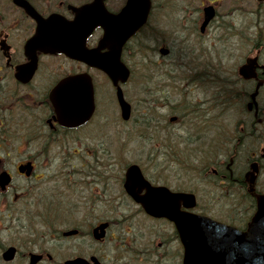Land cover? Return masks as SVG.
Segmentation results:
<instances>
[{
  "label": "flooded vegetation",
  "instance_id": "af4514ba",
  "mask_svg": "<svg viewBox=\"0 0 264 264\" xmlns=\"http://www.w3.org/2000/svg\"><path fill=\"white\" fill-rule=\"evenodd\" d=\"M119 61L128 120L104 71ZM217 88L241 120L223 145ZM263 126L264 0H0V264H184L181 234L143 212L126 170L242 229L236 205L264 194Z\"/></svg>",
  "mask_w": 264,
  "mask_h": 264
},
{
  "label": "water",
  "instance_id": "95a60500",
  "mask_svg": "<svg viewBox=\"0 0 264 264\" xmlns=\"http://www.w3.org/2000/svg\"><path fill=\"white\" fill-rule=\"evenodd\" d=\"M110 78L115 82L117 79L124 81L127 78V70L121 68L119 70L108 71ZM120 105L122 107L123 115L126 118L129 113V106L123 100L122 94H119ZM128 180V178H127ZM126 183L127 191L131 193L128 188V182ZM133 195V194H132ZM136 200L140 201L145 207L146 211H151V207H147L143 198H139L133 195ZM187 196H184L186 198ZM233 243L237 248L236 250V262L237 264H264V196H262L258 201L257 211L255 212L252 220L249 224V228L246 232L242 234L232 232ZM190 262V263H187ZM193 264L191 257L186 258V264ZM69 264H83L82 261L76 260L70 262Z\"/></svg>",
  "mask_w": 264,
  "mask_h": 264
},
{
  "label": "rangeland",
  "instance_id": "374dc122",
  "mask_svg": "<svg viewBox=\"0 0 264 264\" xmlns=\"http://www.w3.org/2000/svg\"><path fill=\"white\" fill-rule=\"evenodd\" d=\"M247 16H250V12L247 13ZM251 21V20H250ZM253 23V22H252ZM251 23V24H252ZM251 24H247L249 26H251ZM239 52H235V54L232 56L231 58V61L230 62H225V64L227 65V67H233V64H234V59L238 56ZM221 68H222V65H221ZM226 71V70H225ZM224 78H221V80H223ZM233 87H236V86H233ZM238 88V87H237ZM238 90H235V91H232V94H235L237 93ZM225 93V91H223L222 93L220 94H217L216 95V110L218 111L217 114H216V122H217V125L222 127L223 129H229L227 128L225 125H224V122L226 121L230 127L233 128V125L238 121V114L234 111V107L236 106L235 103H237L236 100H232L231 104H230V110L226 109L225 108V105H229L225 100V98L223 97V94ZM238 109H239V106H238ZM240 111V110H239ZM130 125V124H129ZM138 127V125H137ZM125 128H127L126 126H123L121 125V131H124ZM135 130V128H132V131ZM234 130V129H232ZM216 131V135H215V138H216V143H220V142H224V138H225V134L224 133H220L219 131L221 130H215ZM258 131H263V136L262 138H264V126L259 128ZM222 149L219 148V147H216V150H215V153L216 155H218L219 153H221ZM190 181L187 179L185 184H188ZM263 185H264V176H263ZM185 187H187L185 185ZM200 189L202 188H206V185L204 183H201L200 186H199ZM205 194V190H202L201 192V203L202 204H206L208 202V199L203 197ZM245 203H243L242 205L244 206ZM212 206V205H211ZM90 218V217H88ZM144 220L143 219H139V222L142 223ZM146 223V222H145ZM153 227L156 228L157 227V224H154L152 223Z\"/></svg>",
  "mask_w": 264,
  "mask_h": 264
},
{
  "label": "bare ground",
  "instance_id": "6f19581e",
  "mask_svg": "<svg viewBox=\"0 0 264 264\" xmlns=\"http://www.w3.org/2000/svg\"><path fill=\"white\" fill-rule=\"evenodd\" d=\"M237 14V12L235 11V12H233L232 13V18H234V16ZM239 47V46H238ZM235 49H237V47L235 48ZM218 51H216V53H217ZM219 57V56H218ZM234 85V84H233ZM235 86V85H234Z\"/></svg>",
  "mask_w": 264,
  "mask_h": 264
}]
</instances>
